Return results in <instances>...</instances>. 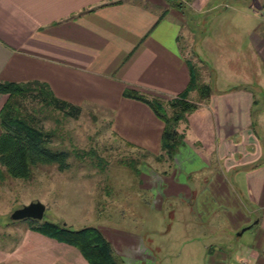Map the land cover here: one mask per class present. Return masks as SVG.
<instances>
[{"label": "crops", "instance_id": "1", "mask_svg": "<svg viewBox=\"0 0 264 264\" xmlns=\"http://www.w3.org/2000/svg\"><path fill=\"white\" fill-rule=\"evenodd\" d=\"M178 1L184 14L168 0H0V80L39 79L55 96L106 115L113 136L154 158L147 180L158 198L180 201L170 209L177 224L196 225L193 238H203L209 224L237 230L239 264H264V0ZM219 17L234 46L225 64L251 63L245 82L219 85L205 52L209 42L222 48ZM189 61L210 92L188 90L197 106L179 119L183 137L171 156L160 143L163 120L123 92L171 98L188 85ZM5 97L0 91V107ZM111 243L123 264L148 260L142 241L133 252ZM217 257L231 260L225 252ZM17 262L89 264L71 243L30 226L16 244H0V264Z\"/></svg>", "mask_w": 264, "mask_h": 264}, {"label": "rangeland", "instance_id": "2", "mask_svg": "<svg viewBox=\"0 0 264 264\" xmlns=\"http://www.w3.org/2000/svg\"><path fill=\"white\" fill-rule=\"evenodd\" d=\"M173 6L183 14L186 12L183 5ZM215 21L217 41L222 48L212 42L209 46V42L205 52L212 64L218 66V83L223 85L227 78L245 82L246 77L252 76L251 63L245 65L242 58L232 66L225 64L234 46L224 20L220 22L219 17ZM199 25L193 28L197 34L201 32ZM207 32L212 34L210 30ZM39 113L43 126L54 128L51 146L69 149L70 166L59 170L55 163H41L29 178L5 175L0 178V244H16L29 224L46 219L74 229L96 225L115 242V247L129 246L128 252H133L142 241L140 246L149 249L145 264H239L234 256L240 240L238 231L216 232L209 224L203 238H193L196 225H184L182 221L177 224L170 209L176 208L180 201L173 197L158 198L147 180L154 158L113 136L106 115L92 107H83L75 118L45 108ZM32 199L45 203L41 219L10 218L15 207ZM216 236H222L216 247H201ZM185 237L191 240L183 241ZM223 252L231 256L229 262L217 257Z\"/></svg>", "mask_w": 264, "mask_h": 264}, {"label": "trees", "instance_id": "3", "mask_svg": "<svg viewBox=\"0 0 264 264\" xmlns=\"http://www.w3.org/2000/svg\"><path fill=\"white\" fill-rule=\"evenodd\" d=\"M169 4L180 5L178 0H168ZM189 61L191 77L187 87L167 99L156 95H146L140 90L124 89L125 94L140 98L150 105L160 117L164 126L161 135L162 148L167 155L175 152L182 141L183 134L177 129L180 118L196 108L197 103L187 98L188 90L193 88L199 95L208 94L210 86L199 79L197 66ZM0 91L7 95L0 107V178H29L39 164L55 163L59 170L70 166L67 148L56 149L51 146L54 128L43 126V117L39 112L44 109L55 110L68 117H77L82 108L78 103L68 102L55 96L50 86L39 79L22 81L0 80ZM46 116V115H44ZM36 231L71 243L79 249L89 264H123L119 252L96 225L81 226L77 229L68 224H59L50 220L29 224Z\"/></svg>", "mask_w": 264, "mask_h": 264}, {"label": "water", "instance_id": "4", "mask_svg": "<svg viewBox=\"0 0 264 264\" xmlns=\"http://www.w3.org/2000/svg\"><path fill=\"white\" fill-rule=\"evenodd\" d=\"M43 209H45V203L42 200H29L23 205L15 207L10 213L11 219L16 218H28L41 219L43 216Z\"/></svg>", "mask_w": 264, "mask_h": 264}, {"label": "built area", "instance_id": "5", "mask_svg": "<svg viewBox=\"0 0 264 264\" xmlns=\"http://www.w3.org/2000/svg\"><path fill=\"white\" fill-rule=\"evenodd\" d=\"M258 11H259L260 20L264 22V7H261Z\"/></svg>", "mask_w": 264, "mask_h": 264}]
</instances>
